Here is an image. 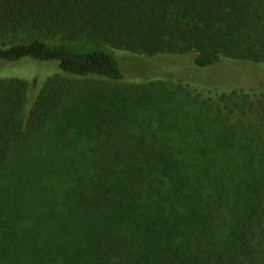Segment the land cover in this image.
Here are the masks:
<instances>
[{
    "label": "trees",
    "instance_id": "trees-1",
    "mask_svg": "<svg viewBox=\"0 0 264 264\" xmlns=\"http://www.w3.org/2000/svg\"><path fill=\"white\" fill-rule=\"evenodd\" d=\"M115 51L264 64V0H0V61L62 71L0 78V264H264L263 80L124 81Z\"/></svg>",
    "mask_w": 264,
    "mask_h": 264
},
{
    "label": "rangeland",
    "instance_id": "rangeland-1",
    "mask_svg": "<svg viewBox=\"0 0 264 264\" xmlns=\"http://www.w3.org/2000/svg\"><path fill=\"white\" fill-rule=\"evenodd\" d=\"M120 68L123 71L124 81L143 82L149 79L164 78L167 80L181 79L198 86H218L221 88L233 87L245 88V86L264 83V64H256L244 61L223 60L219 65L198 68L192 63L190 54L184 56L158 54L153 56L133 55L124 51H115ZM191 59V60H190ZM59 64L55 60L41 61L24 57L15 62L0 61V78H22L28 81L38 79L37 90L44 80L54 73H61ZM192 85V84H191ZM253 90L255 88L249 87ZM35 95V88H30L28 93L29 105ZM66 109L48 118L34 135L51 143L53 131L66 114Z\"/></svg>",
    "mask_w": 264,
    "mask_h": 264
}]
</instances>
